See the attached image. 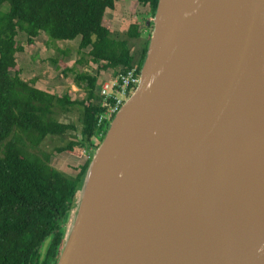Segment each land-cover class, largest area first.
<instances>
[{"label":"water","instance_id":"water-1","mask_svg":"<svg viewBox=\"0 0 264 264\" xmlns=\"http://www.w3.org/2000/svg\"><path fill=\"white\" fill-rule=\"evenodd\" d=\"M145 25L55 264H264V0H157Z\"/></svg>","mask_w":264,"mask_h":264},{"label":"trees","instance_id":"trees-1","mask_svg":"<svg viewBox=\"0 0 264 264\" xmlns=\"http://www.w3.org/2000/svg\"><path fill=\"white\" fill-rule=\"evenodd\" d=\"M116 3L0 0V264L56 262L63 220L72 207L90 155L77 173L69 176L53 168L51 155L39 147L48 138L63 139L75 131L73 125L59 122L56 116L79 106V139L72 137L54 152L93 153L108 127V123L99 129L96 126L104 110L98 96L99 74L115 76L134 67L139 75L151 29L145 22L147 17H153L157 0H130L128 9L132 16L125 23L123 39L113 38L104 22L105 14L112 12ZM4 6L6 11L2 10ZM137 6L145 11L134 14ZM18 33L24 35L25 46H33L39 34L62 42L78 39V52L85 53L87 63L96 67L93 74H74L73 84L84 91L83 99L76 101L67 94L47 93L36 87L34 80L21 78L16 55L24 48L16 40ZM132 40H141L139 50L130 47ZM83 61L80 57L78 63ZM93 136L98 142L95 145L91 144ZM47 239L50 244L42 255L39 248Z\"/></svg>","mask_w":264,"mask_h":264},{"label":"rangeland","instance_id":"rangeland-1","mask_svg":"<svg viewBox=\"0 0 264 264\" xmlns=\"http://www.w3.org/2000/svg\"><path fill=\"white\" fill-rule=\"evenodd\" d=\"M116 2L114 10L105 14L104 22L110 27L113 38L123 39L125 23L132 16L128 9L130 0H116ZM2 10L6 11V6ZM144 11V8L137 6L134 9V14ZM150 19L147 17L146 21H150ZM16 40L24 48L23 52L16 55L17 64L22 70L21 78L27 81L34 80L36 87L43 91L54 92L57 96L67 94L71 100L80 101L83 99L84 91L73 84L74 74L82 72L93 74L96 67L87 63L88 59L85 53L78 52V39L71 42H62L51 40L46 35L39 34L35 38L33 46H25L24 35L18 33ZM129 45L130 47L132 46V49L139 50L141 40L129 41ZM80 57H83L85 62L78 63ZM59 63H62L63 66H59ZM65 69H69L71 72L64 71ZM111 77L113 76L108 73L99 74L98 87L104 80ZM79 116V106L71 107L68 112H59L56 119L61 123L73 125L75 131L70 132L63 139L48 138L39 147L40 151L51 155L50 164L53 168L69 176H74L77 173L78 168L85 161L87 155L89 154L91 157L92 152L89 151L88 153L81 150L75 154L66 152L57 154L54 152V148L65 145L66 142L72 140V137L79 139ZM96 143H98L97 139L93 136L91 144L95 145ZM49 244L50 240H45L39 248V253L44 255Z\"/></svg>","mask_w":264,"mask_h":264},{"label":"built area","instance_id":"built-area-1","mask_svg":"<svg viewBox=\"0 0 264 264\" xmlns=\"http://www.w3.org/2000/svg\"><path fill=\"white\" fill-rule=\"evenodd\" d=\"M138 80L139 75L136 69L131 67L101 83L98 96L100 106L104 110L97 118L96 126L98 129L110 122L124 101L134 91ZM101 134L102 132L100 131L98 136H101Z\"/></svg>","mask_w":264,"mask_h":264},{"label":"crops","instance_id":"crops-1","mask_svg":"<svg viewBox=\"0 0 264 264\" xmlns=\"http://www.w3.org/2000/svg\"><path fill=\"white\" fill-rule=\"evenodd\" d=\"M45 92H47V93H51V94H54V92H51V91H45Z\"/></svg>","mask_w":264,"mask_h":264}]
</instances>
